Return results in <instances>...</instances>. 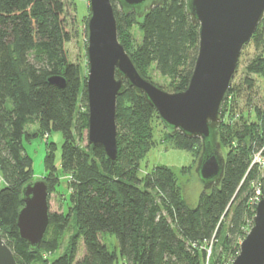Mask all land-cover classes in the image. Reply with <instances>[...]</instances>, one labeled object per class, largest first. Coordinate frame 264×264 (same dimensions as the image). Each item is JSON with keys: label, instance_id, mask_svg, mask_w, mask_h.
<instances>
[{"label": "trees", "instance_id": "16d2710c", "mask_svg": "<svg viewBox=\"0 0 264 264\" xmlns=\"http://www.w3.org/2000/svg\"><path fill=\"white\" fill-rule=\"evenodd\" d=\"M111 4L118 41L141 75L149 80L147 69L154 65L173 83L171 93L185 90L198 51V29L186 13L185 0H164L141 21L134 14L123 15L114 0ZM135 26L141 42L131 51ZM71 38L62 0H0V235L17 264H33L41 254L56 252L72 218L81 257L76 259L73 248L47 264H118V255L122 264H205L209 244L214 246L225 223L220 252L213 260L220 264L222 255L232 252L236 258L252 225L255 207L248 199L254 187L264 198V174L258 179L261 171L251 165L257 152L264 159V109L255 111L252 120L239 122L229 103L230 88L219 127L224 177L219 187L201 192L190 208L168 168L155 167L138 177V163L153 141L151 123L158 116L132 89L117 99L115 163L106 160L101 148L90 150L85 79L81 67L69 59ZM250 42L263 55L246 71L264 75V20ZM55 76L64 79V88L48 82ZM32 124L36 136L61 133L60 171L69 191L65 213L64 196L57 191L56 148L48 145L43 179L49 223L35 251L19 240L16 228L21 188L33 181L32 160L23 149V138L30 137L25 128ZM165 133L176 149L199 154L198 140ZM52 195L61 198L60 212L50 211ZM104 234L114 236L115 251L106 246Z\"/></svg>", "mask_w": 264, "mask_h": 264}, {"label": "water", "instance_id": "95a60500", "mask_svg": "<svg viewBox=\"0 0 264 264\" xmlns=\"http://www.w3.org/2000/svg\"><path fill=\"white\" fill-rule=\"evenodd\" d=\"M119 11L141 21L164 0H114ZM191 24L198 29V51L185 90L169 93L144 78L117 38L111 0H88L86 24L85 90L88 111L87 143L101 148L114 164L117 157V99L127 88L156 112L170 136L181 135L200 143L194 170L204 192L219 187L225 156L219 142L221 109L228 96L240 54L264 20V0H185ZM64 88L61 76L48 79ZM202 191V192H203ZM48 185L26 183L20 192L22 207L16 218L20 241L38 249L49 223ZM0 264H17L0 235ZM231 264H264V198L254 209L252 225Z\"/></svg>", "mask_w": 264, "mask_h": 264}, {"label": "rangeland", "instance_id": "374dc122", "mask_svg": "<svg viewBox=\"0 0 264 264\" xmlns=\"http://www.w3.org/2000/svg\"><path fill=\"white\" fill-rule=\"evenodd\" d=\"M62 2L65 5L66 19L72 35V38L66 47L67 53L70 61L81 67L85 79L87 70L85 52L87 46L86 24L89 18L88 0H62ZM130 35L132 41L129 44V48L132 51L135 46L139 45L141 42V32L139 28L135 26L131 29ZM262 55L261 49L254 47L250 42L245 48H243L238 59L236 70L231 81L230 88H232L233 93L231 94L232 98L230 96L231 100H229V103L233 104L235 113L239 114V117H236V120L240 118L239 122H248L252 120L255 111L259 112L264 109V75L249 74L246 71L247 65L257 57L261 58ZM147 76L157 87L171 93L173 83L168 78L160 76L158 71L155 70L154 65L147 69ZM151 127L153 130V141L150 148L145 153V156L138 163V177H145L155 167L168 168L173 173L182 200L188 207L194 208L201 192L203 191L202 185L200 184L194 170L198 152L195 150L191 153L176 149L173 140L167 137L158 117L152 121ZM36 130V124L27 126L25 128V133L29 134L30 137L29 139H25V137L23 138L24 154L32 160L33 181L44 180L43 178L46 177L44 158L47 153L48 145H54L56 148L54 152V166L57 170L59 179L57 191L64 196V212L66 213L68 207L67 196L69 191L67 184L68 180L60 171V156L63 144L62 135L59 132L52 131L47 136L41 137L33 135ZM84 145L85 141L81 146ZM260 171L258 179L263 176L264 168L260 169ZM256 188L258 187H254L252 193H255ZM60 200L61 198L57 197V195H52L50 197L49 203L51 212L61 211ZM226 225L227 223L224 224L218 239L213 242L214 246L209 244L207 252L209 260L205 264H215L213 259H215L220 252L219 249L226 232ZM76 232L77 228L75 226V220L72 218L68 228L62 235L57 251L53 254H41L39 257L40 261H36L33 264H47V262L49 263V261L54 260L73 248L77 251L76 259H79L82 254V248L79 240H74L73 238ZM103 241L110 251H115L116 242L114 236L104 234ZM234 256L235 254L233 255V252L227 255L223 254L220 264H231L235 259ZM41 260H44L45 263L41 262ZM118 264H122L119 255Z\"/></svg>", "mask_w": 264, "mask_h": 264}, {"label": "built area", "instance_id": "2783aa9c", "mask_svg": "<svg viewBox=\"0 0 264 264\" xmlns=\"http://www.w3.org/2000/svg\"><path fill=\"white\" fill-rule=\"evenodd\" d=\"M251 165H256L259 169L264 168V159L261 157L260 152H257L254 154V156L252 158ZM259 198H260V191L258 188H256L255 193L253 192V194L248 199V204L250 206L255 207L259 201Z\"/></svg>", "mask_w": 264, "mask_h": 264}]
</instances>
